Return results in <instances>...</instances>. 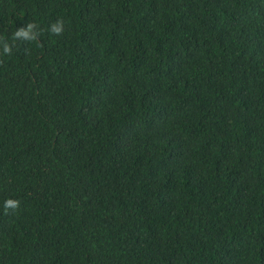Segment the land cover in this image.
I'll use <instances>...</instances> for the list:
<instances>
[{
	"label": "trees",
	"instance_id": "16d2710c",
	"mask_svg": "<svg viewBox=\"0 0 264 264\" xmlns=\"http://www.w3.org/2000/svg\"><path fill=\"white\" fill-rule=\"evenodd\" d=\"M0 264H264V0H0Z\"/></svg>",
	"mask_w": 264,
	"mask_h": 264
},
{
	"label": "clouds",
	"instance_id": "9594fccd",
	"mask_svg": "<svg viewBox=\"0 0 264 264\" xmlns=\"http://www.w3.org/2000/svg\"><path fill=\"white\" fill-rule=\"evenodd\" d=\"M32 29H33V25H28L27 29H19L16 33L15 36L19 37V38H24V39H35V36L31 35L32 33ZM53 31L55 33H59L61 31V28L59 27H53ZM4 53H9L11 51V49L9 48V46L7 44L4 45L3 48ZM18 201H14V200H7L4 203V208L8 209V208H13L15 209L16 207H18Z\"/></svg>",
	"mask_w": 264,
	"mask_h": 264
}]
</instances>
